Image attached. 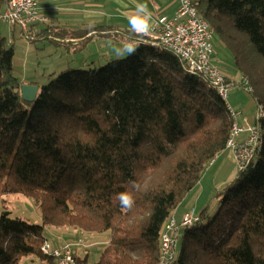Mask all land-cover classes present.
<instances>
[{"label":"trees","instance_id":"trees-1","mask_svg":"<svg viewBox=\"0 0 264 264\" xmlns=\"http://www.w3.org/2000/svg\"><path fill=\"white\" fill-rule=\"evenodd\" d=\"M193 1L264 110V0ZM86 31L91 40L112 30ZM129 35L134 53L62 71L37 86L33 103L21 98L13 49L0 37V196L30 198L42 220L0 213V264H55L41 252L46 227L109 233L95 264H161L169 219L225 151L232 121L216 91L150 39ZM259 126L255 158L215 197L213 215L204 208L181 228L171 264H264V117ZM125 191L130 209L118 200Z\"/></svg>","mask_w":264,"mask_h":264},{"label":"rangeland","instance_id":"rangeland-1","mask_svg":"<svg viewBox=\"0 0 264 264\" xmlns=\"http://www.w3.org/2000/svg\"><path fill=\"white\" fill-rule=\"evenodd\" d=\"M39 29L45 28V24H39ZM38 29V30H39ZM30 36V34H28ZM0 37L5 40V47L13 49V75L22 86L35 85L43 86L53 80L59 73L65 70L99 68L111 60L122 59L126 56L125 38L98 37L87 42L80 40L74 47L65 44H55L52 40L45 38L29 41L19 27L13 28L0 23ZM214 56L212 62L219 71L227 75V80H233L231 76H237L234 59L229 49L218 42L215 38L212 41ZM236 80V79H234ZM234 90V91H233ZM236 93L246 99L247 103L244 114L254 119L255 102L251 94L243 87L234 88L229 92L228 99L235 98ZM238 98V97H237ZM239 99V98H238ZM232 155V154H231ZM219 156V155H218ZM217 156V157H218ZM223 158L224 167L218 173L214 172L219 165H207L202 173L199 183L183 198L174 212L175 219L180 223L182 213L189 214L193 218L199 217L204 208H208V214L213 215L218 206L219 199L215 198L229 183L233 173H236V166ZM233 158V157H232ZM225 160V161H224ZM237 174V173H236ZM3 210L10 212L12 218H19L27 223L41 225V213L33 200L22 194H10L0 196V213ZM176 231V237L182 229ZM75 229H54L46 227L44 237L53 246L68 244L71 246V254L75 264H95L98 262L101 252L108 243L109 233L103 234H81ZM176 240V239H175ZM176 240L175 248L178 244ZM80 257V263L75 258ZM22 264H40L35 259H27Z\"/></svg>","mask_w":264,"mask_h":264},{"label":"built area","instance_id":"built-area-1","mask_svg":"<svg viewBox=\"0 0 264 264\" xmlns=\"http://www.w3.org/2000/svg\"><path fill=\"white\" fill-rule=\"evenodd\" d=\"M46 22L47 19L39 14L37 0H5L3 9L0 11V23L19 27L29 41H32L33 37L28 35V27ZM135 34L149 37L150 40L143 42H148L175 56L184 71L199 75L209 87L216 91L225 103V109L232 121L231 134L225 150L232 154L237 171H242L252 162L260 149L262 133L259 123L264 117V110L261 105L256 106L254 126L242 128L237 125L236 121L241 113L227 103L229 92L238 87H243L250 92L251 87L247 78L243 76L236 80H227L212 62L214 33L209 24L198 15L195 2L179 0L178 8L172 17H160L149 31L138 27L135 29ZM244 132H248V137L243 141H237L236 137ZM213 162L214 159L208 165ZM196 221L197 218L187 214L183 217L180 227H190ZM165 229L166 232L161 240L160 261L161 264H171L176 254L177 237L174 234L177 229L179 230L174 217L169 219ZM41 252L51 257L55 264H75L71 246L68 244L53 246L44 242Z\"/></svg>","mask_w":264,"mask_h":264},{"label":"crops","instance_id":"crops-1","mask_svg":"<svg viewBox=\"0 0 264 264\" xmlns=\"http://www.w3.org/2000/svg\"><path fill=\"white\" fill-rule=\"evenodd\" d=\"M37 2L39 14L47 19L45 23L46 26L43 29H39L40 26H37L39 24L32 25L27 29L28 34L35 39L45 38L46 36L48 39L55 42V44L61 43L70 45V47L76 46L79 40L81 42L90 41L88 40L89 35L86 34V30L95 27H105L106 30L112 31H110V33L108 32L109 35L105 36H97L95 34L92 36L93 38L91 40L98 37H112L113 39H118V37L120 38V36H122L125 39L128 38L130 36L129 32L133 30V18L137 15V4H145L147 6V12L150 13V28L148 31L152 29L154 23L160 17H172L179 5V0H37ZM138 27L144 28L140 25H137L136 28ZM34 38H32V41H34ZM221 74L225 78H229L223 72ZM240 76L241 75L238 74L237 76L231 77L238 79ZM30 85L35 84L31 83ZM227 103L233 109L240 111L241 114L236 121L239 127L248 128L255 125V117L252 119L249 117L248 113L244 114V111L239 110H245L247 108L246 106L250 105L247 103L246 99H242L236 93L235 98L232 99L231 97L230 100H227ZM247 137L248 132L240 133L236 137V140L243 141ZM222 155H225V159L235 165L231 153L225 150L218 157H215L212 163L213 166H215L220 162L214 171L216 173L220 172L224 167L223 158L221 159ZM211 165L209 166L211 167ZM236 173L232 174L231 181L235 178ZM185 213H182L183 215L180 223L176 221L173 215L179 226V230ZM179 230L178 232H180Z\"/></svg>","mask_w":264,"mask_h":264},{"label":"clouds","instance_id":"clouds-1","mask_svg":"<svg viewBox=\"0 0 264 264\" xmlns=\"http://www.w3.org/2000/svg\"><path fill=\"white\" fill-rule=\"evenodd\" d=\"M136 13L137 15L133 18L132 23L133 30L136 29L137 25L143 26L145 30H148L150 28V13L147 12V6L145 4H137ZM127 51L129 54H132L135 52V47H129L127 48ZM118 200L121 207L126 209H130L135 203V198L131 191L120 193Z\"/></svg>","mask_w":264,"mask_h":264},{"label":"water","instance_id":"water-1","mask_svg":"<svg viewBox=\"0 0 264 264\" xmlns=\"http://www.w3.org/2000/svg\"><path fill=\"white\" fill-rule=\"evenodd\" d=\"M37 93H38V87L36 85L21 86V91H20L21 98L27 103H33L36 99ZM238 172L240 171H237V173Z\"/></svg>","mask_w":264,"mask_h":264}]
</instances>
